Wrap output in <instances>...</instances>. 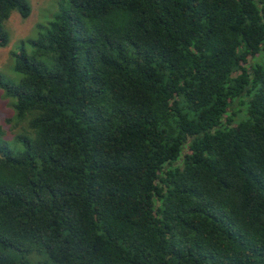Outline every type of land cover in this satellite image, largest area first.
<instances>
[{"label":"trees","instance_id":"1","mask_svg":"<svg viewBox=\"0 0 264 264\" xmlns=\"http://www.w3.org/2000/svg\"><path fill=\"white\" fill-rule=\"evenodd\" d=\"M59 2L2 84L0 264H264V0Z\"/></svg>","mask_w":264,"mask_h":264},{"label":"rangeland","instance_id":"2","mask_svg":"<svg viewBox=\"0 0 264 264\" xmlns=\"http://www.w3.org/2000/svg\"><path fill=\"white\" fill-rule=\"evenodd\" d=\"M31 4V14L24 19L17 11H14L5 27L9 34V44L0 48V126L2 127V139L14 149H23V145L17 141L19 136L32 137L28 122L19 121L15 109L16 100L8 96L2 84L19 85L23 75L15 70L13 54L20 53L22 42L37 38L39 25L47 24L61 12L59 0H27ZM25 52L34 57L35 51L30 45H26ZM38 59H46L37 57Z\"/></svg>","mask_w":264,"mask_h":264}]
</instances>
